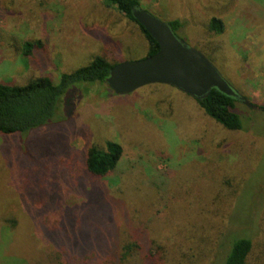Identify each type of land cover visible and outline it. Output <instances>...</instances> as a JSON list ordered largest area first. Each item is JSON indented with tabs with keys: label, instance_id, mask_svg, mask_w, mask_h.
Masks as SVG:
<instances>
[{
	"label": "rangeland",
	"instance_id": "obj_1",
	"mask_svg": "<svg viewBox=\"0 0 264 264\" xmlns=\"http://www.w3.org/2000/svg\"><path fill=\"white\" fill-rule=\"evenodd\" d=\"M142 3L143 9L167 23L180 12L192 16L195 26L183 29L186 32L177 33L178 37L203 51L235 89L241 87L253 102L264 104V0ZM213 16L227 24L226 33L217 39L247 58L249 70L236 73L241 86L236 87L228 67L217 63L197 42L201 30L196 26L206 31ZM34 40L46 46L45 55L38 60L23 54L24 43ZM119 46L121 62L141 60L149 51L140 29L102 0H0V82L25 83L43 76L58 83L62 73L82 66L103 49ZM200 111L194 98L169 85H148L113 97L104 88H95L72 98L66 123L26 139L21 134L0 135V264H26L25 257L39 259L29 222L43 212L48 197L42 194L43 188L60 189L58 195L64 197L58 201L59 210L47 220L50 228L58 227L61 209L81 203L84 197L77 195V189L86 196L81 210L97 220V203L92 200L101 197L107 201L109 193L124 189L125 213L130 219L120 221L122 235L130 237L134 230H145L167 246L173 264H188L187 250L177 241L186 236L192 239L196 232L181 228L190 224V215L210 201L217 187L227 186L229 181L243 185L249 178V183L256 184L264 175V138L248 130L226 131ZM106 140L118 142L124 150L118 171L98 181L108 192L84 184L87 177L83 178L87 150L94 144L103 146ZM63 166L71 172L58 169ZM76 180L72 194L70 184ZM16 215L22 217L19 232L3 226L7 217ZM172 215L181 219L167 228L164 223ZM202 220L197 219L198 228ZM103 236L108 243L114 239L111 230ZM257 238L251 261L262 264L264 233ZM45 261L67 264L57 253L45 256ZM216 262L217 252L213 251L200 264Z\"/></svg>",
	"mask_w": 264,
	"mask_h": 264
},
{
	"label": "trees",
	"instance_id": "obj_2",
	"mask_svg": "<svg viewBox=\"0 0 264 264\" xmlns=\"http://www.w3.org/2000/svg\"><path fill=\"white\" fill-rule=\"evenodd\" d=\"M102 2L106 7L122 13L140 29L149 42L146 57L159 50L156 40L133 16L134 8L142 7V0H102ZM259 13L261 14V11ZM170 24L176 34L186 32L183 29L195 26L193 17L190 15L187 17L181 12L170 20ZM196 27L201 30L198 44L208 51L217 63L228 67L230 79L232 80V74L234 76L233 84L240 85L237 75L239 72L249 70L247 58L241 56L224 40L217 39V36L224 35L227 31L225 20L213 16L208 21L206 31L202 26ZM119 48L121 47L113 49L110 47L94 54L82 66L71 72L62 73L58 83L51 77L43 76L33 77L25 83L0 82V135L21 134L26 139L37 131L68 122L70 101L81 91L104 88L110 97L118 95L110 89L106 81L112 67L122 63L121 59L117 58ZM45 50L46 46L40 40L26 41L23 45V54L30 59L42 58ZM114 53L115 56H112ZM237 88L238 92L239 89L244 91L246 95L240 93L250 99L245 90L241 87ZM191 98L195 99L202 110L201 116L215 122L224 130L232 133L248 130L264 138V104L258 105L250 99L260 107V109H252L239 99L226 95L216 88L204 99L192 96ZM123 154V147L114 140H106L103 146L92 145L85 157L83 178H87L84 184L87 183L97 191L108 192L107 186L99 184L98 181L109 179L118 171ZM58 169L60 171L68 169L71 172L67 166ZM249 180L250 178L243 185L232 184L227 180L229 181L227 186L217 187L210 201L190 215L192 219L190 224L181 226L196 231L192 239L186 236L177 241L179 246L187 250L185 258L188 264H200L201 261L209 258L213 251L217 252L216 264H253L251 258L256 250L257 237L264 233V175L256 184L249 183ZM77 182L78 180L70 184L72 194L76 192ZM43 189L42 194L48 196L46 203L41 207L43 212L38 218H33L29 222L30 234L39 249V259L25 257L26 264H47L45 256L56 253L67 264L175 263L173 254L171 253L169 257L167 246L157 239L158 236H150L145 230H142L143 232L134 230L130 237L122 235L119 229L120 221L125 220V223H128L130 219L125 213L128 201H124V189H121L120 193H111L112 195L109 193L106 197L107 201L101 197L92 200L97 203L94 206L98 220L97 217L81 210L86 202V196L81 195L77 189L79 192L77 195L84 197L83 200L79 205L61 209L58 227L55 228H50L47 220L52 212L59 210L58 201H62L64 197L58 195L60 189L54 192ZM41 199L38 198L39 201ZM114 215L118 217L115 219ZM177 218L181 219L175 215L171 216V220L167 218L164 226L172 227L176 224ZM199 218L203 220L198 228L196 222ZM21 219L22 217L17 215L7 217L3 221V226L8 230L15 229L19 232L22 228ZM110 230L114 234V239L109 240L111 244L108 243L107 238L104 240L103 236ZM183 258L182 255L181 259ZM263 262L264 258L262 264ZM48 263L50 264V261Z\"/></svg>",
	"mask_w": 264,
	"mask_h": 264
},
{
	"label": "water",
	"instance_id": "obj_3",
	"mask_svg": "<svg viewBox=\"0 0 264 264\" xmlns=\"http://www.w3.org/2000/svg\"><path fill=\"white\" fill-rule=\"evenodd\" d=\"M133 16L156 40L159 50L141 60L112 67L106 82L116 94L128 95L148 85L162 84L204 99L216 88L249 108L260 109L231 85L203 51L179 38L170 23L139 6L134 8Z\"/></svg>",
	"mask_w": 264,
	"mask_h": 264
}]
</instances>
